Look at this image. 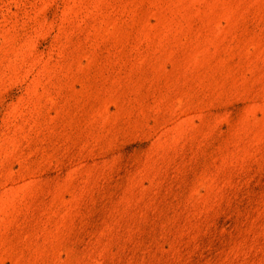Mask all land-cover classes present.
<instances>
[{
	"label": "rangeland",
	"instance_id": "obj_1",
	"mask_svg": "<svg viewBox=\"0 0 264 264\" xmlns=\"http://www.w3.org/2000/svg\"><path fill=\"white\" fill-rule=\"evenodd\" d=\"M0 264H264V0H0Z\"/></svg>",
	"mask_w": 264,
	"mask_h": 264
}]
</instances>
